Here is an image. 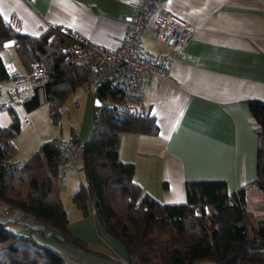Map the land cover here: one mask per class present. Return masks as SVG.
<instances>
[{
	"label": "crops",
	"instance_id": "0c3cea01",
	"mask_svg": "<svg viewBox=\"0 0 264 264\" xmlns=\"http://www.w3.org/2000/svg\"><path fill=\"white\" fill-rule=\"evenodd\" d=\"M138 1L0 0V15L7 21L9 14L16 12L20 17L19 32L23 34L38 36L48 28H65L106 47L125 35L127 21ZM160 7L185 20L192 27V34L178 53L154 39L150 32L144 38L148 54H165L170 60L167 77L148 76L143 83L140 101L154 117L157 132H123L118 158L133 164L134 182L166 204L186 202L185 183L189 180H222L228 193L242 186L250 217L258 220L264 216V194L252 183L259 148L247 103L250 99L264 101V0H163ZM0 56L11 74L9 80L0 82V103L17 112L14 104L23 102L13 98L10 87L22 81L29 71L12 41L0 49ZM91 70L89 63L88 75ZM34 94L40 104L31 110L25 108L26 111L32 113L46 104L48 113L42 92L34 90L31 97ZM70 95L75 106L82 105L78 130L69 124L66 136L57 135L52 122L45 129L34 128L35 136L29 143L39 136V144L52 138L66 141L71 131L81 142L90 136L94 96L84 93L79 85L67 98ZM71 169L67 164L61 167L64 186L65 175ZM79 184L71 186L72 205L67 208L62 204L68 231L92 252L69 241H59L60 233L30 217L22 219L21 224L9 223L7 228L15 233L23 232L24 227L41 229L44 235L54 233L55 236L44 238L35 232L32 237L60 253L64 264H124L128 258L125 248L105 232L94 210L88 208L83 215L73 203L71 197Z\"/></svg>",
	"mask_w": 264,
	"mask_h": 264
},
{
	"label": "trees",
	"instance_id": "16d2710c",
	"mask_svg": "<svg viewBox=\"0 0 264 264\" xmlns=\"http://www.w3.org/2000/svg\"><path fill=\"white\" fill-rule=\"evenodd\" d=\"M9 41L27 71L33 62L45 64L49 79L35 93L42 92L49 118L56 123L67 96L88 76L91 58L73 61V42L61 28H48L31 36L12 29L0 15V49ZM10 76L0 56V82ZM123 91L113 76L106 77L92 94L101 104L93 108L90 136L81 142L71 131L66 140L80 143L84 182L71 197L76 207L83 215L88 208L94 210L105 232L140 264H264V216L251 219L242 186L228 193L222 180H189L185 183L186 202L166 204L133 181V164L118 158L120 136L123 132L155 134L157 126L141 101L117 110ZM23 104L31 110L40 101L34 94ZM247 104L259 148L252 183L264 194V101L250 99ZM4 109L11 121L0 125V157L9 158L15 153L13 137L20 121L12 106L0 103V111ZM57 141H42L18 168H0V198L10 210L9 217L0 221V244H5V258L0 264H64L60 253L32 237L35 232L44 238L54 233L44 235L41 229L30 227L15 233L7 228L9 223H20L26 217L60 233L61 237H56L59 241L92 252L67 229L57 177L67 160Z\"/></svg>",
	"mask_w": 264,
	"mask_h": 264
},
{
	"label": "built area",
	"instance_id": "2783aa9c",
	"mask_svg": "<svg viewBox=\"0 0 264 264\" xmlns=\"http://www.w3.org/2000/svg\"><path fill=\"white\" fill-rule=\"evenodd\" d=\"M163 0H139L133 14L127 21L126 33L116 44L101 46L91 42L76 30L61 28L66 32L73 44L70 46V56L75 62H80L85 56L92 60L90 74L81 81L79 88L87 94H93L109 76L115 78L117 86L123 88V97L117 101L118 111L127 104L141 100L143 83L146 77H167L170 60L165 54H148L143 43L150 32L152 37L170 47L175 53L182 51L192 34V27L182 18L160 7ZM7 23L14 30H19L20 17L11 12ZM49 79V73L42 61L33 62L26 77L10 87L13 98L19 102L28 101L33 91ZM2 89L0 88V99ZM59 150L66 155L67 165L75 168L80 160V143L72 141H57ZM2 154V153H1ZM23 161L13 158H1L0 168L14 169L21 166ZM60 171L57 175L61 179ZM10 210L0 198V221L9 217ZM27 227H24V230ZM124 264H140L135 255H129Z\"/></svg>",
	"mask_w": 264,
	"mask_h": 264
},
{
	"label": "rangeland",
	"instance_id": "374dc122",
	"mask_svg": "<svg viewBox=\"0 0 264 264\" xmlns=\"http://www.w3.org/2000/svg\"><path fill=\"white\" fill-rule=\"evenodd\" d=\"M3 52L6 53V51ZM11 53L14 57H16V61L19 63V67H21L20 61L18 57L15 56L16 53L14 52V50ZM14 106L17 111L16 113L20 121L21 129L20 132L13 137L15 153L12 158L14 160L23 161L27 157V155L30 154V152L37 148L39 142L41 141V137L39 136L34 138L33 141L29 143L30 138L35 136V134L33 133V129H45L46 125L49 124L52 126L53 124L52 121L50 122L49 120L46 104L41 105L32 113H28L23 104L15 103ZM76 107L77 106L74 105V97L70 95L62 105L61 115L58 121L55 123L57 135L66 136V130L68 129L69 124H71V126H74L75 130H78L80 122V110L82 109L81 103L77 107L79 111L75 110ZM0 112V125H5L7 121L11 120V117L7 111L1 110ZM91 131L92 128H90L89 132ZM65 180H67V184L65 186L62 183V179L59 180L60 196L64 207L67 206V208H69V205H72V202L70 200V194L72 192L71 186H73V183L78 184L84 182V175L80 167H77V169L72 168L68 172V174L65 175ZM4 247L5 244H0V260H3V258H5L4 254L2 253V249Z\"/></svg>",
	"mask_w": 264,
	"mask_h": 264
},
{
	"label": "water",
	"instance_id": "95a60500",
	"mask_svg": "<svg viewBox=\"0 0 264 264\" xmlns=\"http://www.w3.org/2000/svg\"><path fill=\"white\" fill-rule=\"evenodd\" d=\"M101 104V102L99 101V99L97 97L93 98V105L94 106H99Z\"/></svg>",
	"mask_w": 264,
	"mask_h": 264
}]
</instances>
